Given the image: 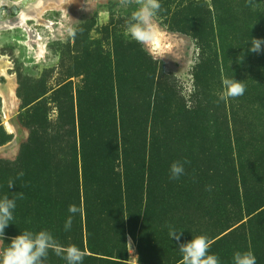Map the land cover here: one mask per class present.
<instances>
[{"label": "rangeland", "instance_id": "rangeland-1", "mask_svg": "<svg viewBox=\"0 0 264 264\" xmlns=\"http://www.w3.org/2000/svg\"><path fill=\"white\" fill-rule=\"evenodd\" d=\"M8 1L5 26L34 2ZM159 2L151 52L118 0L50 3L52 31L0 33V198L16 199L0 249L47 230L82 264H182L180 244L205 235L220 264L247 250L264 264V43L247 49L264 41V0ZM232 77L245 93L220 100ZM43 264L67 262L49 250Z\"/></svg>", "mask_w": 264, "mask_h": 264}, {"label": "clouds", "instance_id": "clouds-1", "mask_svg": "<svg viewBox=\"0 0 264 264\" xmlns=\"http://www.w3.org/2000/svg\"><path fill=\"white\" fill-rule=\"evenodd\" d=\"M251 3V0H249ZM135 8L131 11L130 17L126 23V35L135 42L143 45L150 52L155 51V42L159 35V26L156 22V16L161 10L159 0H118V6L121 10L127 11L131 6ZM264 41L252 37L248 51L259 52L261 44ZM223 92L219 99L227 101L230 98H237L245 93V85L242 81L232 78H223ZM184 163H187L185 161ZM184 174V165L180 161L173 162L170 166V178L178 179ZM14 185L13 181L8 182V187ZM23 193L18 194L22 198ZM16 207V199L5 195L0 198V238L3 237L6 226L14 219L13 210ZM69 213L75 215L83 213V208L76 205H70ZM72 215H70L64 224L65 230H70L72 225ZM174 228L170 227L169 236L179 240V234ZM210 243L205 235L193 236V238L182 243L179 246V252L182 254V264H220L219 257L215 254H209ZM49 250L55 252L66 260L67 264H82L84 253L75 245L66 247L61 246L54 238L52 233L47 230L38 232L23 231L22 234L11 238L7 247L0 249V264H43L47 258ZM232 264H256V257L251 250L237 251L233 254Z\"/></svg>", "mask_w": 264, "mask_h": 264}, {"label": "bare ground", "instance_id": "bare-ground-1", "mask_svg": "<svg viewBox=\"0 0 264 264\" xmlns=\"http://www.w3.org/2000/svg\"><path fill=\"white\" fill-rule=\"evenodd\" d=\"M65 1H68V0H34V2L29 4L31 6L30 12L28 11L30 8L28 10L21 9L20 11L21 17L19 18V21L16 23V25L5 26V24L2 25V23H0V33L5 32V31L13 32L14 30H21L20 32L30 33L31 29L28 24L29 22H32V21H35L37 25L42 26L47 30L50 29L52 31L53 26L44 25V23L42 22V18L40 16L43 15L47 5H49L50 3H63ZM9 3L10 1L8 0H0V5L9 6L10 5ZM36 36H37L38 42H40V40H46L40 35V33L37 34ZM7 68H8V65H5V64L0 65V76L3 75L8 78V72L6 71ZM7 83H8L7 94H8L9 99L12 100L15 97L17 86L12 77L7 81ZM6 126L9 129V131L15 132V127L12 123L6 122Z\"/></svg>", "mask_w": 264, "mask_h": 264}]
</instances>
